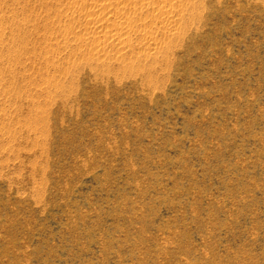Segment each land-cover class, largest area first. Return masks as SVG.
Returning a JSON list of instances; mask_svg holds the SVG:
<instances>
[{"label":"rangeland","instance_id":"1","mask_svg":"<svg viewBox=\"0 0 264 264\" xmlns=\"http://www.w3.org/2000/svg\"><path fill=\"white\" fill-rule=\"evenodd\" d=\"M0 264H264V0H0Z\"/></svg>","mask_w":264,"mask_h":264}]
</instances>
